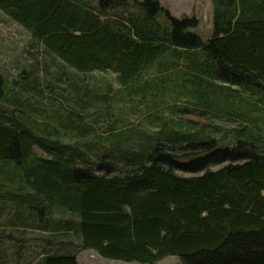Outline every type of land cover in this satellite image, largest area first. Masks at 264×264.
Masks as SVG:
<instances>
[{
	"label": "trees",
	"instance_id": "1",
	"mask_svg": "<svg viewBox=\"0 0 264 264\" xmlns=\"http://www.w3.org/2000/svg\"><path fill=\"white\" fill-rule=\"evenodd\" d=\"M213 7L212 35L204 42L191 30L197 18L165 14L156 0H0V10L47 54L83 74L115 73L127 95L143 97L151 90L145 75L169 72L171 65L180 71L170 74L186 76V91L196 97L210 78L242 98L259 96L255 103L264 107V0H213ZM129 8L142 13L123 17ZM4 86L0 74V102ZM24 91L13 103L23 104ZM1 111L0 167L13 168L21 181L17 190L32 194L29 202L18 198L17 209L41 220L55 211L69 214L54 228L37 224L56 239L36 264H84L78 254L86 249L143 264L170 255L183 264H264V151L253 138L260 122L244 124L241 110L218 111L239 121L233 145L200 134L154 143L146 134L139 150L123 146L122 132L108 145L93 140L84 148L49 134L41 139L28 116L24 122ZM72 114L60 120L63 127ZM155 119L158 129L185 120ZM112 152L128 169L110 160Z\"/></svg>",
	"mask_w": 264,
	"mask_h": 264
},
{
	"label": "rangeland",
	"instance_id": "2",
	"mask_svg": "<svg viewBox=\"0 0 264 264\" xmlns=\"http://www.w3.org/2000/svg\"><path fill=\"white\" fill-rule=\"evenodd\" d=\"M156 1L165 14L177 18L195 16L198 20L197 27L191 30L204 42L211 37L213 0ZM121 11L123 10H116L118 14ZM141 13L137 8H129L127 12L124 11L123 17ZM171 59L165 60V63ZM180 66L181 69L186 68L184 65ZM170 68L169 72L160 71L155 74L154 70L145 75L151 90L143 97L140 94L127 95V88H121L115 73L77 72L59 58L47 54L42 45L35 43L28 30L0 10V74L4 78L6 95V100L0 102V109L6 111L9 119L21 118L25 122L24 116H28L27 121L32 123L36 137H53L56 142L72 146L79 143L84 148V142L93 140L108 145L115 138L114 134L122 132L126 136L123 146L139 150L148 141L146 134L148 139L153 137L154 143L173 141L179 135L193 139L190 134H200L202 140L215 138L218 145H233L238 139L236 132L239 121L224 117L218 111L241 110L244 113L241 122L244 124L253 126L260 122L258 128L253 126V138H256V144L264 151V119L260 120L258 117L264 107L255 103L259 96L254 98L247 95V99L242 98L237 91L225 89L217 84L219 82L208 78L205 81L207 89L196 97L193 92L186 91V76L174 77L170 74L173 71L179 72L180 69H174L171 65ZM21 88L25 90L19 98L23 104L18 106L13 100L16 99L15 93L21 91ZM1 110L0 114L3 113ZM67 113H73V121L65 128L60 120ZM160 115L162 120H185L177 122L178 126L158 129L160 120L155 117ZM54 116L58 119L54 120ZM186 120L192 126L184 124ZM104 151L107 150L99 149V152ZM38 152L41 153L40 150ZM111 154L110 160H114L116 153ZM95 157L94 155L92 159ZM118 159L119 153L115 159L119 164L117 166L128 169ZM76 164L84 165L78 161ZM223 165L225 164L214 165L210 169L217 170ZM178 174L185 177L197 175L185 172ZM20 184L13 168L8 170L0 167V212L5 209L0 214V264H36L39 256L45 252L44 249L50 247L49 242L56 239L50 230L43 232L37 224L44 223L51 228L58 221L69 217L63 211H55L52 216L41 220L28 213L24 207L20 213L16 200L23 198L25 202H29L32 195L26 194V190H17ZM11 221L14 222L15 232L11 231ZM23 223L25 227L27 225L24 230ZM78 256L80 263L87 264H143L106 258L92 249L81 250ZM154 264L183 263L179 256L170 255Z\"/></svg>",
	"mask_w": 264,
	"mask_h": 264
},
{
	"label": "crops",
	"instance_id": "3",
	"mask_svg": "<svg viewBox=\"0 0 264 264\" xmlns=\"http://www.w3.org/2000/svg\"><path fill=\"white\" fill-rule=\"evenodd\" d=\"M11 225H10V227H14V222L13 221H11V223H10ZM26 227H27V225H26ZM25 227V224L23 223L22 224V229L24 230V228H26ZM12 232H13V230H11ZM79 257V256H78Z\"/></svg>",
	"mask_w": 264,
	"mask_h": 264
}]
</instances>
